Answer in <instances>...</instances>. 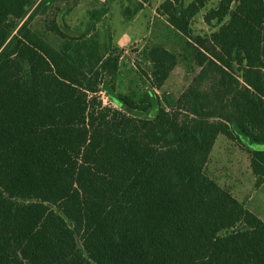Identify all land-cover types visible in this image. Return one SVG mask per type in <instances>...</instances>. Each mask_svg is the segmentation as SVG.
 Returning <instances> with one entry per match:
<instances>
[{
  "label": "trees",
  "instance_id": "obj_1",
  "mask_svg": "<svg viewBox=\"0 0 264 264\" xmlns=\"http://www.w3.org/2000/svg\"><path fill=\"white\" fill-rule=\"evenodd\" d=\"M77 1L0 0V264H264V221L206 172L225 136L264 185V0L157 7L200 68L178 98L175 53L137 50L131 88L108 8L71 27Z\"/></svg>",
  "mask_w": 264,
  "mask_h": 264
},
{
  "label": "rangeland",
  "instance_id": "obj_2",
  "mask_svg": "<svg viewBox=\"0 0 264 264\" xmlns=\"http://www.w3.org/2000/svg\"><path fill=\"white\" fill-rule=\"evenodd\" d=\"M164 0H152L142 11L127 21L123 16V8L135 7V0H79L75 3L67 21L71 27H79L87 22L88 12L94 8L106 6L109 10L107 24L113 30V43L125 50L121 77L131 86L138 88L144 85L140 79L136 67L137 50H141L147 43L160 44L178 56V65L171 73L169 79L158 93L178 98L182 91L190 84L198 74L200 68L193 58V50L187 46L186 40L177 34L156 12L157 7ZM213 0L211 5H214ZM37 30H42L39 21H36ZM197 33H209V27L203 21V13L194 23ZM100 41L106 40L105 27L100 23ZM50 42L55 44L57 40L53 35ZM147 82V81H145ZM107 102V96L101 93ZM108 103V102H107ZM210 162L206 167L209 176L215 179L221 186L229 189L240 201L246 203V208L255 212L264 221V185L257 187L256 178L250 168L249 154L235 144L220 136L210 156ZM250 198L249 202L246 200ZM254 213V214H255ZM256 214V215H257Z\"/></svg>",
  "mask_w": 264,
  "mask_h": 264
},
{
  "label": "crops",
  "instance_id": "obj_3",
  "mask_svg": "<svg viewBox=\"0 0 264 264\" xmlns=\"http://www.w3.org/2000/svg\"><path fill=\"white\" fill-rule=\"evenodd\" d=\"M235 196V195H234ZM236 197V196H235ZM237 198V197H236ZM238 199V198H237ZM249 200H250V198H248L246 201L247 202H249ZM242 202V201H241ZM245 204V206H246V203H244ZM255 213V212H254ZM255 214H257V213H255ZM257 216H259L258 214H257Z\"/></svg>",
  "mask_w": 264,
  "mask_h": 264
}]
</instances>
